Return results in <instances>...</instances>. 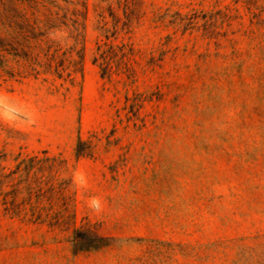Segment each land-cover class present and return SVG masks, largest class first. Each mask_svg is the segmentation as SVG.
<instances>
[{
  "label": "rangeland",
  "instance_id": "1",
  "mask_svg": "<svg viewBox=\"0 0 264 264\" xmlns=\"http://www.w3.org/2000/svg\"><path fill=\"white\" fill-rule=\"evenodd\" d=\"M32 1L0 0V264H264V0Z\"/></svg>",
  "mask_w": 264,
  "mask_h": 264
},
{
  "label": "trees",
  "instance_id": "2",
  "mask_svg": "<svg viewBox=\"0 0 264 264\" xmlns=\"http://www.w3.org/2000/svg\"><path fill=\"white\" fill-rule=\"evenodd\" d=\"M120 2V0H118ZM123 1V6L125 7V9L128 8L129 6V2L128 0H121ZM125 1V2H124ZM50 0H33L31 6H29L32 11H53L52 9H49L46 7V5L52 6ZM71 5V3H70ZM75 8H73L71 11H84L85 13L87 12V2L86 1H79V3L74 4ZM56 9V11H61L59 7L57 6H52ZM129 15H130V11H123V17L122 20L120 18H118L112 11H111V18H112V25L110 26L106 20V18L104 17V15H100V19L98 21V26H99V30L102 32L103 37L105 38V40H109V38H117V36L119 35H126L128 33V22H129ZM85 20V18H84ZM46 21H38V27L36 29L37 33H36V40H38L39 42H41L48 34V27L46 26ZM52 28V27H51ZM35 30V29H34ZM34 30H31L30 32H33ZM76 30V28H75ZM74 30V31H75ZM107 44L104 42L103 45H98L97 46V52L98 55H96V57L94 58V62H97V60H100L101 65H103V68L105 70H109L111 69V65L109 63L110 60H112L114 54H113V50L112 47H108L106 50H101L102 47H106ZM120 49V48H119ZM123 53L122 50H120ZM27 53H25L26 55ZM123 56V55H122ZM70 63H72V67L76 65L75 62H73L72 60H70ZM119 68L121 67H116V69L119 70ZM124 70H129V67L127 64H124L123 67ZM80 233L79 232H75L74 233V240H73V250L74 252L77 251H83V250H87L88 247H86L82 241L79 239ZM91 240H93V242L97 243L98 246H101L104 244L106 239H103L101 237H93Z\"/></svg>",
  "mask_w": 264,
  "mask_h": 264
},
{
  "label": "clouds",
  "instance_id": "3",
  "mask_svg": "<svg viewBox=\"0 0 264 264\" xmlns=\"http://www.w3.org/2000/svg\"><path fill=\"white\" fill-rule=\"evenodd\" d=\"M93 207H96V205H95V204H93Z\"/></svg>",
  "mask_w": 264,
  "mask_h": 264
}]
</instances>
